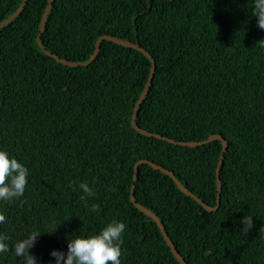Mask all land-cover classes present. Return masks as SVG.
<instances>
[{
    "label": "trees",
    "instance_id": "obj_1",
    "mask_svg": "<svg viewBox=\"0 0 264 264\" xmlns=\"http://www.w3.org/2000/svg\"><path fill=\"white\" fill-rule=\"evenodd\" d=\"M21 2L0 0V22ZM253 2L54 0L42 36L70 61L89 59L103 34L138 40L156 62L138 125L178 141L226 139L213 211L162 170L139 165L135 198L187 264H264V30ZM47 4L29 0L0 28V150L28 169L23 196L0 201V234L9 237L0 264H24L12 249L34 231L42 233L29 250L37 264H56L53 250L66 256L69 240L113 221L126 224L121 264H181L157 222L131 201L134 166L153 161L215 206L222 141L188 146L141 134L131 120L150 58L104 39L88 65L60 62L37 43ZM81 183L94 192L86 202ZM249 214L254 226L244 234Z\"/></svg>",
    "mask_w": 264,
    "mask_h": 264
},
{
    "label": "clouds",
    "instance_id": "obj_2",
    "mask_svg": "<svg viewBox=\"0 0 264 264\" xmlns=\"http://www.w3.org/2000/svg\"><path fill=\"white\" fill-rule=\"evenodd\" d=\"M251 14L258 17L257 26L264 30V0H254ZM257 43L261 48H264V39ZM27 177L28 169L16 158H10L6 151L0 150V201H13L22 197L28 183ZM79 188L84 193L80 199L85 202L86 197L94 195L93 189L87 183H81ZM90 211L93 213L99 211V206L91 205ZM5 222V215L0 213V224ZM242 223L244 227L241 231L247 234L254 226L252 215L243 217ZM125 229V223L113 221L97 235L69 240L66 256L59 250H53L51 255L56 258V264H121L122 234ZM41 234L34 231L14 244L12 249L14 255L23 258L24 264H37L36 257L29 250L34 247L37 237ZM7 239L9 237L0 234V253L9 251V247L5 243Z\"/></svg>",
    "mask_w": 264,
    "mask_h": 264
},
{
    "label": "water",
    "instance_id": "obj_3",
    "mask_svg": "<svg viewBox=\"0 0 264 264\" xmlns=\"http://www.w3.org/2000/svg\"><path fill=\"white\" fill-rule=\"evenodd\" d=\"M28 1L29 0H22V2L20 3L19 7L11 15H9L7 18H5L3 21L0 22V28L4 27L8 23H10L22 11L23 7L25 6V4ZM53 1L54 0H48V4L46 6V9H45L43 17H42L41 26H40V32H39V35L37 37V43L39 44V46L47 54L53 56L54 58H56L60 62H62L64 64H67V65H72V66L88 65L99 54L100 48H101V43H102V41L104 39H108V40H111V41L116 42L118 44H122V45H125V46H130V47L136 48V49L142 51L143 53H145L146 56L148 58H150V60L152 62L150 74H149L147 83L145 84V87H144L140 97L136 101V104H135V107H134L133 116H132V120H131L132 126L135 129H137L141 134L148 135V136H155V137H158V138H164L165 140H167V141H169L171 143H176V144H181V145H188V146H199V145H203V144H205V143H207L209 141L216 140V139L222 141L223 148H222V152L220 154V158H219V162H218V166H217V170H216V176H217V204L215 206H210V205L206 204L204 201H202L200 198H198L193 192H191L189 189L184 187L183 184L181 183V181L176 177V175L172 171H170L169 169H167V168H165V167H163V166H161V165H159V164H157V163H155L153 161H150L148 159H141V160H138L135 163V166H134V181H133V184H132L131 196H130L131 201L136 205V207H138L145 214H147L148 216L152 217L157 222L158 226L160 227V229H161V231H162V233L164 235L165 240L167 241L168 245L171 246L172 252L175 255V257L179 260V262L181 264H187V262L185 261V258L179 253V251H177V249L173 245V242L171 241V239H170V237L168 235V232H167L165 226L163 225V223L161 222L160 218L154 212H152L151 210H149L145 206L141 205L137 201V199L135 198V185H136V181L138 179L139 165L142 164V163H147V164L151 165L154 168L162 170L164 173L170 175L174 179V181L176 182L178 187L185 194H187V195L191 196L192 198H194L195 200H197L207 210L213 211V210H216L219 207V205H220L221 189H222V181H221V178H220V171H221V167H222V164H223V160H224V156H225L226 150L228 148V143H227L226 139L220 134H213V135H210L207 139H204V140H201V141H178L176 139L167 138V137H165V136H163L161 134L153 133V132H150L148 130H145V129L141 128L138 125V123H137L136 117H137V114H138L139 106H140L143 98H145V96H146V94H147V92H148V90L150 88V85H151V82H152V79H153V75H154V72H155L156 62H155V59L153 58V56L146 49L141 47V45L139 44L138 40L133 41V40L119 38V37H116V36L111 35V34H103V35L99 36V38L97 39L95 51H94V53L92 54V56L89 59H87L85 61H70V60L61 58L59 55L54 54L52 51L48 50L47 47L43 44V41H42V36H43L44 30H45V27H46V23H47V19H48L49 13H50L51 8H52Z\"/></svg>",
    "mask_w": 264,
    "mask_h": 264
}]
</instances>
